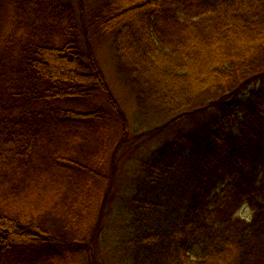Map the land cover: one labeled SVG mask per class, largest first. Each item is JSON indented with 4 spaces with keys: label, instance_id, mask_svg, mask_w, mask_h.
Masks as SVG:
<instances>
[{
    "label": "trees",
    "instance_id": "1",
    "mask_svg": "<svg viewBox=\"0 0 264 264\" xmlns=\"http://www.w3.org/2000/svg\"><path fill=\"white\" fill-rule=\"evenodd\" d=\"M113 202L125 263L264 264V0H0V264H104Z\"/></svg>",
    "mask_w": 264,
    "mask_h": 264
},
{
    "label": "rangeland",
    "instance_id": "2",
    "mask_svg": "<svg viewBox=\"0 0 264 264\" xmlns=\"http://www.w3.org/2000/svg\"><path fill=\"white\" fill-rule=\"evenodd\" d=\"M95 1L97 0H90V2L92 3ZM139 22H141V20H139ZM201 35L202 34H199V36ZM254 38H256L257 41L260 39L259 35H257L255 32H253L251 36H248L246 34H244L243 37L235 36L234 41H236L237 44V47L235 49L229 47L228 43L223 44L226 45V48H219L221 42L218 40V34L213 36V39L211 41L214 42L213 46H210V44L205 43V41L201 42L203 43L202 47H204L205 54L207 56H211L214 62H219V56L222 57V60H226V58H228L226 57L227 54H234L235 58H239L240 56L243 57L244 54H248V52L251 53L253 50ZM223 42L225 41L222 40V43ZM95 54L98 62L101 64L106 80L114 89L115 94L120 98H118L119 101L128 105L131 101V96L129 95L126 86H124L123 82H121L122 73L118 66L122 67V64L119 60V55L117 52L116 45L114 43V39L108 35L101 37L100 41L95 45ZM205 54H203L201 58H206ZM202 67L204 68V66L200 63V68ZM125 104H123L124 107ZM127 111L128 112H126V116H132V114L134 113V111L130 110V108L127 109ZM125 167L128 168L130 167V165H126ZM120 194L123 195V193L121 192ZM114 206L115 203L113 202V210L110 212V215L107 216L106 228L102 235V239H104V241L101 245V253L98 256L96 255V253H93V255H96L97 260L101 261V263L104 264H128L122 261V258L124 256H127L129 259L127 253L125 251H122L123 242L127 243L128 253L129 255H131V253L129 252V246L132 242H127L125 238L124 225L126 223L124 221L126 220V216L121 212L118 213ZM130 251H133V245L130 247Z\"/></svg>",
    "mask_w": 264,
    "mask_h": 264
}]
</instances>
